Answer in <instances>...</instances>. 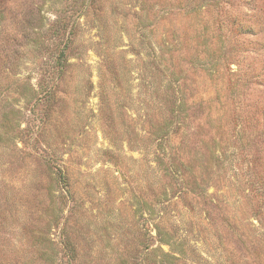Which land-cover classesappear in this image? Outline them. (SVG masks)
<instances>
[{"label":"rangeland","instance_id":"rangeland-1","mask_svg":"<svg viewBox=\"0 0 264 264\" xmlns=\"http://www.w3.org/2000/svg\"><path fill=\"white\" fill-rule=\"evenodd\" d=\"M0 264H264V0H0Z\"/></svg>","mask_w":264,"mask_h":264},{"label":"trees","instance_id":"trees-1","mask_svg":"<svg viewBox=\"0 0 264 264\" xmlns=\"http://www.w3.org/2000/svg\"><path fill=\"white\" fill-rule=\"evenodd\" d=\"M207 62H208V61H207ZM207 62L203 61V62L201 63L200 66H201L203 69L208 70L209 73H213V71H215V69L213 68L212 65H210V64L207 63ZM180 107H181V104H180Z\"/></svg>","mask_w":264,"mask_h":264}]
</instances>
